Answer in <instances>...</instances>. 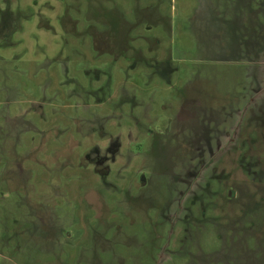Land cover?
Here are the masks:
<instances>
[{
  "label": "rangeland",
  "instance_id": "1",
  "mask_svg": "<svg viewBox=\"0 0 264 264\" xmlns=\"http://www.w3.org/2000/svg\"><path fill=\"white\" fill-rule=\"evenodd\" d=\"M0 264H264V0H0Z\"/></svg>",
  "mask_w": 264,
  "mask_h": 264
},
{
  "label": "trees",
  "instance_id": "2",
  "mask_svg": "<svg viewBox=\"0 0 264 264\" xmlns=\"http://www.w3.org/2000/svg\"><path fill=\"white\" fill-rule=\"evenodd\" d=\"M18 32V29H14V33L16 34ZM112 32L114 34V36L116 37V39H120V41H123L124 43H126V40L123 38L122 35V27H119L118 21L117 24L112 28ZM7 42V41H6ZM124 52V50L121 49V53Z\"/></svg>",
  "mask_w": 264,
  "mask_h": 264
}]
</instances>
